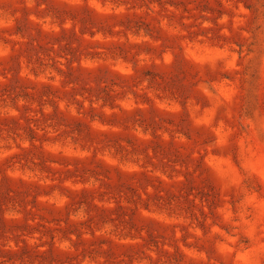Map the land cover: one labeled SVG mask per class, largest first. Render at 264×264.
I'll list each match as a JSON object with an SVG mask.
<instances>
[{"label": "rangeland", "instance_id": "obj_1", "mask_svg": "<svg viewBox=\"0 0 264 264\" xmlns=\"http://www.w3.org/2000/svg\"><path fill=\"white\" fill-rule=\"evenodd\" d=\"M0 264H264V0H0Z\"/></svg>", "mask_w": 264, "mask_h": 264}]
</instances>
